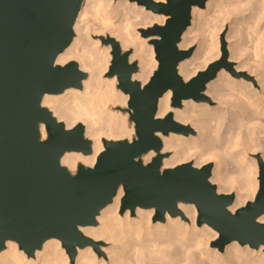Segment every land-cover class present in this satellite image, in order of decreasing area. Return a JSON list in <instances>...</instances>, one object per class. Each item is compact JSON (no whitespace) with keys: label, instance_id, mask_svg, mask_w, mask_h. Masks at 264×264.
Wrapping results in <instances>:
<instances>
[{"label":"water","instance_id":"1","mask_svg":"<svg viewBox=\"0 0 264 264\" xmlns=\"http://www.w3.org/2000/svg\"><path fill=\"white\" fill-rule=\"evenodd\" d=\"M208 0H138L147 10L168 16L164 25L142 30L153 41L158 69L146 85L133 80L137 63L131 64V51H122L114 38L103 39L111 45L109 77H117V88L130 96L127 113L134 124L131 141L104 140V151L93 167L79 164L76 173L63 166L66 153L89 156L93 145L83 124L68 129L43 106L46 95L82 89L88 74L77 62L57 65V58L75 38V23L84 0H0V252L7 242H15L28 257L45 242L58 239L74 260L77 248L94 244L80 232L95 226L101 210L112 203L123 187L126 209L157 210L180 214L179 203L193 204L199 212L198 225H209L220 237L213 246L221 252L233 242L259 249L264 246V167L254 201L235 213L229 208L235 195L219 194L210 181L211 164L202 168L191 163L162 171L164 156L160 134H188L190 128L173 118L158 119L160 98L171 90L173 107L188 99H203L205 84L214 79L221 64L184 83L178 66L190 52L179 44L191 25L194 7L204 8ZM47 137L43 139L42 127ZM192 131V130H191ZM192 133V132H190ZM150 152L157 157L149 164L143 158Z\"/></svg>","mask_w":264,"mask_h":264},{"label":"bare ground","instance_id":"2","mask_svg":"<svg viewBox=\"0 0 264 264\" xmlns=\"http://www.w3.org/2000/svg\"><path fill=\"white\" fill-rule=\"evenodd\" d=\"M115 1L84 0L74 27L75 38L69 48L58 56L56 63L66 65L77 62L80 69L88 74V78L80 90L71 88L63 94L46 95L43 99V106L68 129L83 124L85 135L92 142L93 153L89 156L81 153H66L63 156L61 163L71 172H75L79 164L93 167L104 151V140L131 141L135 134L134 125L129 122V114L111 109L126 107L130 100L128 94L118 90L117 77H109L112 47L98 49L97 45H101V40L93 42L91 36L104 38L109 35L121 41L123 49L133 48L134 54L130 61H138L140 68L133 80L141 82L143 86L148 83L157 68L152 42L158 38L154 36L143 39L137 30L164 25L169 17L151 13L145 6H140L138 0L132 5L126 0L128 5L124 7L115 4ZM259 4L260 0H208L205 9L194 7L191 26L179 44L181 50L190 46L192 29L204 16L212 15L215 21L220 18L217 16L223 15V10L227 7L231 10H228L230 12H227V16L241 8L245 9V12L250 8L252 19L256 17V20H253L257 21L254 22L256 26L252 28L254 24L251 23L253 26L249 25L251 27L246 29L250 32L236 29L231 37L235 39L230 46L231 59L239 61L237 68L226 74L225 70H222L216 80L212 79L205 84V94L212 98V102H217L216 107L209 102L197 103L191 98L193 100L183 101V109H174L171 90L160 98L158 104V119L167 118L174 111L175 121L191 126L197 133V136L192 138L174 134L169 137L159 135L164 142V152H173L172 157L163 162L162 169L185 163H194V167L202 168L212 162L214 168L210 181L220 184L218 192H237V198L229 208L232 213L247 204L250 198L253 199L258 191V165L249 159V155L261 152L264 160V11H260L264 9H260L264 3L262 1L263 5ZM242 11L244 10L241 9ZM132 18L138 20L135 27L130 23ZM116 19L118 24L114 22ZM211 22L201 24L199 59L204 60L203 65L193 70L188 62L183 61L178 66V72L185 81L198 74V78H205L200 71L209 68L210 74L214 68V65L210 66L211 63L220 58L219 50H213L218 47L219 35H216L215 30L217 26ZM207 36L211 39V45ZM251 38L254 43L252 50L246 46V41ZM241 70H249L252 75H256L260 88H255L253 82L245 77H238L237 74ZM42 133L45 139L44 126ZM154 158L155 152H150L144 156L143 162L148 164ZM229 162L238 164L235 172L239 174L237 177L231 176L226 169ZM124 196L125 191L121 187L112 203L97 216V224L80 228L82 235L94 244L85 248L78 247L74 260L70 258L60 240L51 239L45 242L43 248L32 258L20 250L17 243L7 242L5 250L0 252V264H70L71 259L74 264H264V246L259 248L261 253L249 251L248 246L242 247L237 242L227 245L224 253L217 249H208L219 235L207 224L197 225L199 212L193 204L181 202L178 208L182 216L173 217L166 213L165 221L157 222L153 221V208L149 210L138 207L135 213L127 210L120 214ZM187 219L190 222H187ZM258 221L264 224V214ZM99 241L110 246L106 250L108 260L95 253L98 246L96 242ZM104 248L102 246L105 251Z\"/></svg>","mask_w":264,"mask_h":264},{"label":"rangeland","instance_id":"3","mask_svg":"<svg viewBox=\"0 0 264 264\" xmlns=\"http://www.w3.org/2000/svg\"><path fill=\"white\" fill-rule=\"evenodd\" d=\"M125 1L126 0H116L115 1V4H121V5H123V7L124 6H126V5H128L127 3H125ZM134 1L135 0H128V3L129 4H133L134 3ZM259 1V0H258ZM262 1H263V3H264V0H260V4L259 5H263V4H261L262 3ZM120 2V3H119ZM138 2V1H137ZM157 3H159V2H157ZM161 3H166V0H165V2H161ZM246 3V2H245ZM244 3V4H245ZM138 4V3H137ZM243 4V5H244ZM258 4V3H257ZM140 5V4H139ZM140 6H143V5H140ZM249 7V6H248ZM259 8H260V6H258ZM264 6H261V8L260 9H262ZM205 8H206V5H205ZM205 8H203V9H205ZM246 8V7H245ZM258 8V9H259ZM145 9H147L146 7H145ZM241 9L242 10H244V11H242V12H244V13H242L241 12ZM240 10H236L234 13L233 12H231L232 14L231 15H228L227 16V12H230L231 10L230 9H228V7L227 8H225L224 10H223V15H221V16H217V17H220L219 19H216L217 21H219V22H216V20L214 21V19H212L213 18V16L212 15H206V16H204V18H203V20H201L199 23H198V25L196 26V27H194L193 29H192V33H191V36H190V46L188 47V48H185V49H180L181 51H185V52H190L191 53V56L187 59V60H185L184 62H188L189 64H190V66H191V68L193 69V70H197L199 67H201L202 65H203V63H204V60L203 59H199V53H200V48H201V42H202V38H201V24H204V25H206V22H211L212 23V25L213 24H215L217 27L215 28V30L217 31L216 32V35L218 34L219 35V39H218V47H217V49H215V48H213V50H215V52L216 51H218L219 53H220V58L218 59V60H214L212 63H211V67L214 65V64H217V63H220L221 64V68H220V70L217 72V74H216V76H215V78L213 79V80H216V78H217V76H218V73L220 72V71H222V70H225L224 71V74H226L227 72H230V71H232V70H234V69H236L237 68V66L239 65V61H236V60H234V59H231V50H230V46L235 42V39H233V38H231V37H233L234 36V32H235V30L236 29H239V30H243L242 32H250V30H248V31H246V29H249L251 26H253L252 24H254V22L256 23L257 21H253L254 19L256 20V17L255 18H253L252 19V16H251V10H250V8H247V12H245V9H243V8H241ZM249 9V10H248ZM259 9V10H260ZM226 10V11H225ZM228 10H230V11H228ZM133 11H134V7H133ZM135 11H137V9L135 10ZM148 11H150L151 13H153L151 10H148ZM226 12V14H225V12ZM238 11V12H237ZM251 13H250V12ZM262 13H263V11H264V9H262V10H260ZM260 13V12H259ZM153 14H155V13H153ZM226 16H225V15ZM248 14H250V15H248ZM155 15H159V14H155ZM244 15V16H243ZM159 16H164V15H159ZM231 16V17H230ZM251 16V17H250ZM224 17H228L227 18V21H226V18H224ZM230 17V18H229ZM247 17V18H246ZM250 18V21H249V18ZM209 19H211V20H209ZM229 19V20H228ZM248 19V20H247ZM207 20H209V21H207ZM249 21L250 22V24H248L249 22H247V21ZM252 20V21H251ZM134 21V22H133ZM213 21L215 22V23H213ZM221 21V22H220ZM115 23L117 22V24H118V20L116 19L115 21H114ZM245 22V23H244ZM99 23V22H98ZM132 25H133V27H135V25L138 23V20H136L135 21V19L134 18H132L131 19V22H130ZM218 25H217V24ZM242 23H244V24H242ZM247 23V24H246ZM252 23V24H251ZM96 24H97V22H96ZM95 24V25H96ZM116 24V25H117ZM120 24V23H119ZM214 25V26H215ZM249 25H251L250 27H249ZM96 26H98V25H96ZM191 26V25H190ZM247 26H248V28H247ZM255 24H254V26L252 27V28H255ZM257 28V27H256ZM146 29H148V28H143V29H141V30H137L138 32H140L141 33V31L142 30H146ZM263 31H264V29H263ZM233 32V33H232ZM209 33V32H208ZM208 33H206L207 35H208ZM109 37H111V36H109V35H105V37L104 38H100L99 36H97V35H92L91 36V39L93 40V42H95V41H97V40H101V45L99 46V45H97L98 46V49H101V48H105V47H107V46H111V45H106V44H104L103 43V39H105V40H107V38H109ZM141 37L143 38V39H148V38H144L143 36H142V33H141ZM209 36H207V38H208ZM254 38V37H253ZM253 38H251L250 40H248V42L246 41V46L249 48V49H253V47H252V45H254V43L252 42L253 40ZM115 39V38H114ZM116 40V39H115ZM117 41V40H116ZM207 41H208V43H210V45H211V39H210V37L207 39ZM251 41V42H250ZM119 43H120V45H121V48H122V42L121 41H118ZM182 42V41H181ZM250 42V43H249ZM181 44V43H180ZM96 47V46H95ZM153 48H154V46H153ZM96 49V48H95ZM251 49V50H252ZM97 50V49H96ZM98 51V50H97ZM122 51L123 52H125V51H131L132 52V54L130 55V57H129V62L131 63V64H133V63H137V65H138V67H139V62L138 61H130L131 60V58H132V55L134 54V49L133 48H128V49H123L122 48ZM154 52H155V48H154ZM111 56H112V49H111ZM112 59H113V56H112ZM112 59H111V61H112ZM155 61L157 62V68L155 69V71L158 69V65H159V63H158V61L156 60V55H155ZM111 65V64H110ZM214 66H216V65H214ZM110 68V67H109ZM140 69V68H139ZM155 71H154V73H155ZM209 71V68L208 69H206V70H202V71H200V73L202 74V73H205V72H208ZM249 70H241V71H239L238 72V74H237V76L238 77H245V79H247L248 81H251V82H253V85L255 86V88H260L259 87V84H258V80H256L257 78H256V75H252L250 72H248ZM139 72V71H138ZM154 73H153V75H154ZM179 73V72H178ZM108 74H109V71H108ZM108 74H106V77H108ZM152 75V76H153ZM180 75V74H179ZM199 75L200 74H198L196 77H194V78H192L191 80H189V81H185L184 79H183V77L181 76V78L183 79V81H184V83H186V84H188L189 82H191V81H193L194 79H196V78H198L199 77ZM109 78V77H108ZM150 81V80H149ZM148 81V82H149ZM139 82V81H138ZM141 83V82H140ZM142 84V83H141ZM119 90V89H118ZM205 92H206V86H205V89H204V91L202 92V95H203V99H199V100H196V99H189V100H193V101H195V102H197V103H206V102H209V103H211V105L213 106V107H216L217 106V102H212V98L211 97H209L207 94H205ZM173 99H174V94H173V97H172V108H174V109H183V105H182V103H183V101H185V100H183L182 102H181V107H173ZM128 107V105L126 106V107H123V108H127ZM111 109H113V110H115L116 111V109H114L113 107L111 108ZM122 113V112H121ZM123 114H125V113H123ZM127 114V113H126ZM171 114H173V118H174V111H172V113ZM177 122V121H176ZM179 123V122H178ZM181 124V123H180ZM134 125V124H133ZM183 125V124H182ZM184 126H186V127H189L190 128V132H192V133H188V134H175V133H172V134H174V135H177V136H181V135H183V136H185V137H188V138H192V137H196L197 136V133H196V131L191 127V126H189V125H184ZM192 130V131H191ZM171 135V134H170ZM169 135V136H170ZM161 136H163V135H161ZM169 136H167V137H169ZM46 137H47V135H46ZM136 137V135L134 134V136H133V138H135ZM166 137V136H165ZM162 142H163V140H162ZM173 152L172 151H170V152H164V142H163V149L161 150V154L164 156V159H163V162L164 161H166V160H168V159H170L171 157H172V154ZM155 157H157V153H155ZM263 154L261 153V152H256V153H254V154H250L249 155V159L250 160H252V161H254V162H256L257 163V165H258V171H259V175L257 176V181H258V183H259V185H260V180H259V178H260V172H261V170H262V167H264V160H263ZM151 163V162H150ZM149 164V163H148ZM185 164H189V163H185ZM193 166H194V163H191ZM209 164H211L212 166H213V168H214V164L212 163V162H209V163H207L206 165H209ZM230 164V165H229ZM229 164H228V166H227V170H228V172L231 174V176H235V177H237L239 174L238 173H235L236 172V169H237V167H238V164L237 163H235V162H229ZM233 164H235V165H233ZM183 165V164H182ZM205 165V166H206ZM237 166V167H236ZM178 167V166H177ZM162 168H163V166H162ZM174 168H176V167H174ZM174 168H167V169H174ZM213 168H212V171H213ZM164 170H166V169H164ZM163 169H162V171H164ZM77 171V170H76ZM76 171L75 172H73V173H76ZM212 177V176H211ZM210 180H211V178H210ZM212 183V182H211ZM213 185H215L216 187H217V191H218V189H219V187H220V184L219 183H212ZM258 190H259V186H258ZM258 192V191H257ZM219 193V192H218ZM219 194H225V195H235V200H236V198H237V192L236 191H232V192H229V193H219ZM257 194V193H256ZM256 196V195H255ZM125 197V196H124ZM254 199H255V197L252 199V198H250L249 200H248V202L247 203H249V202H251V201H254ZM123 202V201H122ZM247 204H245L244 206H242V207H245ZM195 206V205H194ZM196 207V206H195ZM242 207H240L239 209H241ZM177 209L179 210V208H178V206H177ZM197 209V208H196ZM238 209V210H239ZM127 210H130V209H126L123 213H122V205H121V209H120V214H124ZM149 210H151V209H149ZM153 210H155V215H154V217H153V221H157V222H163V221H161L160 219H158L157 218V210L155 209V208H153ZM198 211V210H197ZM179 212H180V214L179 215H177L176 217H178V216H182V212L179 210ZM133 213H135V212H133ZM198 217H199V213H198ZM165 221V220H164ZM189 221V219H187V222ZM190 222V221H189ZM197 225H198V218H197ZM210 227V226H209ZM211 228V227H210ZM212 229V228H211ZM214 230V229H213ZM215 231V230H214ZM218 235H219V233H218ZM219 237H220V235L218 236V238L217 239H215V240H213L212 242H211V244L209 245V247H208V249H210V250H215V249H217L220 253H224V251L223 252H221L217 247H215V246H213V244L214 243H216L217 241H218V239H219ZM238 243V242H237ZM96 244L98 245L97 246V248H95V253H97V255L99 256V257H105V259H107V253H106V250L107 249H109L110 248V246L109 245H106L104 242H102V241H99V242H96ZM239 244V243H238ZM240 245V244H239ZM102 246H104L105 248V251L102 249ZM241 246V245H240ZM64 247V246H63ZM109 247V248H108ZM243 247V246H242ZM244 247H246V246H244ZM249 247V246H248ZM65 248V247H64ZM250 248V250L249 251H255V253H261L259 250L260 249H252L251 247H249ZM65 250H66V252L68 253V251H67V249L65 248ZM102 250H103V252H102ZM68 255L70 256V254L68 253ZM76 256H77V254H76ZM70 258H71V256H70ZM108 260V259H107ZM70 264H74V261H72V259L70 260Z\"/></svg>","mask_w":264,"mask_h":264}]
</instances>
